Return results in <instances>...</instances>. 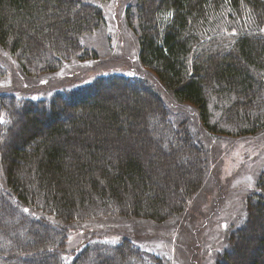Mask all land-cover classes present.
<instances>
[{
	"label": "trees",
	"instance_id": "obj_1",
	"mask_svg": "<svg viewBox=\"0 0 264 264\" xmlns=\"http://www.w3.org/2000/svg\"><path fill=\"white\" fill-rule=\"evenodd\" d=\"M109 1L0 0V75L7 79L5 84L14 70L5 52L23 75L35 81L48 76L60 79L63 67L91 58L93 53L82 46V39L105 25L98 3ZM144 15L139 39L142 63L176 99L196 107L204 130L191 133L187 123H170L160 109L163 100L138 92L129 84L141 80L124 75L99 76L80 87L72 82V90L54 91L37 100L22 97L20 104L44 106L36 112L27 108V121L13 134V144L22 142L17 149L8 147L7 139L18 125L16 120L0 124V264H38L36 258L43 260L41 264H110L102 251L114 258V252L128 248L123 238L129 232L124 228L133 216L179 224L174 236L169 232L148 238L147 231L137 228L130 233L143 242L138 252L155 264H179V251L186 250L181 246H192L185 238L190 223L187 203L212 172L209 158L214 153L201 144V136L264 132V0H153ZM127 16L133 26L129 10ZM102 88L116 94L106 91L86 100L78 96ZM4 97L17 102L9 95L0 99ZM63 106L70 113L57 121ZM50 118L57 122L48 126ZM158 124L169 135L163 137V147L170 154L161 148L158 152L167 161L152 162L142 150L135 152L125 143L130 140H122L130 135L147 137L149 126L156 132ZM177 138L184 148H178ZM170 140L177 143L176 149L170 150ZM189 159L194 167L188 176L181 167L169 174L172 162ZM261 177L260 192L247 206V229L236 236L229 233L214 264L236 250L245 254L247 264H264ZM262 226V236L253 247L247 231ZM72 235L73 247L81 240L71 253ZM98 239L112 241L115 247L102 249ZM209 239L205 235L202 244ZM190 252L205 263V250Z\"/></svg>",
	"mask_w": 264,
	"mask_h": 264
},
{
	"label": "rangeland",
	"instance_id": "obj_2",
	"mask_svg": "<svg viewBox=\"0 0 264 264\" xmlns=\"http://www.w3.org/2000/svg\"><path fill=\"white\" fill-rule=\"evenodd\" d=\"M135 3L136 0H111L107 3H98L104 11L106 23L101 29L86 35L82 39V46L90 50L93 56L85 59L83 64L82 60L79 62L73 61L71 65L66 68L63 67V69L60 70L62 71L60 79L55 76H48L42 78L40 81L30 79L23 75L21 67L13 56L4 51V54L8 58L7 63H10L14 70L11 72V76L8 77L7 84H5V80L7 79H3L2 75H0V97L2 95L1 92H11L10 94L13 92L12 96L17 102L21 101L20 95H27L37 100L38 98L51 96L54 89L72 90L73 88L69 87L72 82L73 84L77 81L81 84H90L99 76L116 74L133 78H143L146 76L150 77L152 86L162 91V102L176 117L173 123L182 125L187 123L185 128L191 133L200 128L204 130L202 127L203 123L199 120V113L196 107L188 104L187 101L176 99L171 92L166 91V88L156 73L142 63L140 57V31L138 27H136L135 22L132 24L133 26H131L129 25V20H127L129 6H134ZM106 91H109V88L95 89L94 92L91 91L88 95L87 92L80 94L79 98H81V100H86L91 96L96 97L97 94L100 95ZM109 93L112 95L116 94L114 91H109ZM150 105H152L151 102ZM65 108L64 106L59 108L57 121L61 118H65L68 113H70L65 110ZM39 109H41V107ZM152 109L153 108H151V110ZM32 110L36 112L38 108L34 107ZM28 112L29 110L25 113H17L15 120L16 125H18L7 137L9 141L8 147L12 145L13 148L17 149L21 145L22 142H19L20 139L13 144V134L14 131L20 127V123H25L27 121L25 120V114ZM41 116L42 115H39L38 117L40 118ZM8 117L9 115L4 113L2 117L4 121L3 124L8 122ZM188 120L191 124H188ZM57 121L56 119L53 120V118H50L46 123L49 124L48 126H51L52 123ZM130 127L133 128L132 126ZM149 128V131L147 130V137L143 138V136L140 135L135 138L134 135H130L124 137L122 140H125V138L130 140L128 142L125 141V143L130 144V147L135 152H140L141 154L142 150L144 155L152 162H162L165 157L159 155V148H161L165 154H170L167 153V150H164L165 148L163 147L165 144V139H163V137L167 135V132L165 133V129H163L160 124H158V130L156 132L155 130H151L152 127L149 126ZM167 136L169 137V135ZM140 139L142 141H140ZM179 139L177 138L178 145L180 144L178 148H184L185 146L182 142L180 143ZM111 140L118 141V139ZM201 141L203 142H200L202 145H206L208 150L214 153L215 159L212 163V172L208 181L187 203V220H190V223L185 238L188 240L186 242L187 245L189 241H191L192 246H181L186 250L184 252L181 250L179 251L181 255L179 264H200L195 255L190 252L192 249L198 251L205 250V263L201 264H214L216 255L222 252L227 245V235L232 233L236 236L241 230L246 228V224L248 223L247 206L249 208L250 205L252 206L255 202L250 199L257 192L258 180L261 176V179L264 180V132L241 137L222 136L211 138L210 136H201ZM169 142L171 143L170 150L176 149L177 143L173 144L175 141L171 140ZM191 144L193 145V142ZM198 150L197 152H200ZM191 151L192 150H190V152ZM200 153L202 154V152ZM190 161L191 159H189L188 162H186V160L181 162L178 161V163L172 162L173 166H170L171 171H168L169 174L175 172L174 168L178 167H181L185 176L190 174V171H192L194 167ZM186 170L189 173H187ZM207 189L212 190L207 191ZM128 219L129 220L126 221L127 226L124 228L127 230L125 233L129 232L127 235H130V233L132 234V232L135 233L134 230L136 228H142L145 232H148V238L154 235H162L161 237H164L167 236L169 232L174 236L176 234L175 232L173 233L175 230L174 228L177 230V225H179L173 223V221L169 222L170 220L167 222H159L152 219H145L141 216L137 219L134 216ZM225 225H227V227H225ZM263 226L259 230L254 229L252 231H247L246 237L252 240L251 245L253 247L257 244L258 237L262 236ZM169 228H171L170 231ZM120 233H122L121 230ZM205 235H208V239H210L203 245L202 238ZM80 240H75L77 241L75 246H78ZM159 241L163 244H167L166 239H161ZM70 246L73 247V235L71 236ZM194 253L196 252L194 251ZM102 254L103 258L109 256L105 250L102 251ZM113 255L114 258H105L110 259L113 264L115 262L117 264L123 263L118 259L115 252ZM33 260L37 261L38 264L43 262L41 258ZM116 260H119L121 263ZM246 261L247 258L245 254L239 255L236 250L230 253L229 257L225 259L224 264H247Z\"/></svg>",
	"mask_w": 264,
	"mask_h": 264
},
{
	"label": "bare ground",
	"instance_id": "obj_3",
	"mask_svg": "<svg viewBox=\"0 0 264 264\" xmlns=\"http://www.w3.org/2000/svg\"><path fill=\"white\" fill-rule=\"evenodd\" d=\"M152 1L153 0H136V3H135L134 6H132V5L129 6V9H128L129 10V14H130V16L133 19L132 20L133 23L134 22L136 23L135 25H136V27H138V29L140 31V34H142V30H141V27H140V19L142 20V18H144V16H145L144 12L146 10V7L148 5H150V2H152ZM127 14H128V11H127ZM127 20H128V16H127ZM71 53H73V51H71ZM136 79L141 80V82L133 81L129 85H131L132 87H135L138 90V92H141L142 94H144V92L152 93L153 95H155L156 97H158L162 101V91L151 85L150 77L144 76L143 78H136ZM74 84L76 86H78V87L81 86V83L79 81L75 82ZM54 91L58 92V93H62L63 92V90H60V89H54ZM166 91L172 92L168 88H166ZM84 92H87V91H84ZM64 96H65V94H64ZM78 96H80V93H79ZM64 98H66V97H64ZM73 98H74V96H73ZM42 106H44V105L30 103V102H26L24 104L23 103L20 104L18 102H15L12 99V97H4V98L0 99V112H1L0 113V118L3 117L4 112L6 110L5 108H7L8 111H9L8 123H12V121L15 120L18 112L25 113L27 108H34V107H37L38 110H41L39 108L42 107ZM162 107H163V109H164V111L166 113V117L168 118L169 122L173 123L174 119L176 118L175 115L171 113L169 108L166 105H164L163 102H162V106L160 105V109ZM45 108H46V106H45ZM199 120L202 121L201 114H199ZM7 124H5V126ZM175 125H179V124H175ZM2 129H3V127H2ZM0 141H1V139H0ZM213 161H214V154L209 158V164H210V169L211 170H212ZM208 173H209V170H208ZM138 231L139 232H143L144 229L141 228V229H138ZM123 239H124V243H126L128 248H125L122 251L117 252L116 253L117 257L128 261L130 264H132V262L134 264H155L154 262L151 261L152 259L149 256H146L145 254H141L140 252H138V250H139L138 248L143 245V242L142 241H137L138 240L137 237H132L131 235H124ZM100 242L101 243L103 242V243L100 244ZM96 243L100 245L99 247H101L102 249H106V250L113 249L115 247L114 246V242H112V241H100L98 239V241ZM74 251L75 252L77 251L76 247L75 246L72 247V246L68 245V252L72 253ZM227 255H229V253H226L225 255L222 256V258L219 261V264H224L225 259L228 258ZM105 257H107V256H105ZM90 264H92V263H90Z\"/></svg>",
	"mask_w": 264,
	"mask_h": 264
},
{
	"label": "snow or ice",
	"instance_id": "obj_4",
	"mask_svg": "<svg viewBox=\"0 0 264 264\" xmlns=\"http://www.w3.org/2000/svg\"><path fill=\"white\" fill-rule=\"evenodd\" d=\"M4 121L2 118H0V124H2ZM25 211H28L27 209H25ZM225 227H227V225H225Z\"/></svg>",
	"mask_w": 264,
	"mask_h": 264
}]
</instances>
